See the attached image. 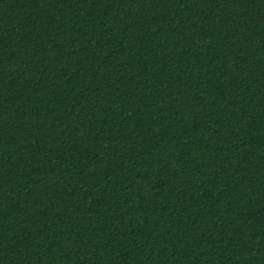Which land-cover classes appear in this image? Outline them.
Segmentation results:
<instances>
[{
  "label": "trees",
  "instance_id": "16d2710c",
  "mask_svg": "<svg viewBox=\"0 0 264 264\" xmlns=\"http://www.w3.org/2000/svg\"><path fill=\"white\" fill-rule=\"evenodd\" d=\"M0 264H264V0H0Z\"/></svg>",
  "mask_w": 264,
  "mask_h": 264
}]
</instances>
